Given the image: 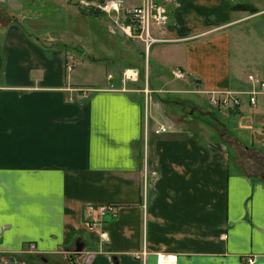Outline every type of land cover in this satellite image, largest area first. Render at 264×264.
<instances>
[{
	"label": "crops",
	"instance_id": "obj_1",
	"mask_svg": "<svg viewBox=\"0 0 264 264\" xmlns=\"http://www.w3.org/2000/svg\"><path fill=\"white\" fill-rule=\"evenodd\" d=\"M80 1L0 0V264H28L20 256L31 244L62 264H75L78 244L77 264H144L134 256L144 248L146 264L162 254L176 264H264V0H157L170 20L155 35L173 41L153 46L149 116L164 118L166 93L184 94L175 104L197 106L210 133L221 122L219 138L190 124L145 135L143 88L73 80L81 57L70 74L75 52L46 43L59 30L45 10L86 13ZM113 63L106 79L118 85L126 63ZM211 91L239 93L241 104L216 116L204 106ZM102 203L118 210L89 208Z\"/></svg>",
	"mask_w": 264,
	"mask_h": 264
},
{
	"label": "rangeland",
	"instance_id": "obj_2",
	"mask_svg": "<svg viewBox=\"0 0 264 264\" xmlns=\"http://www.w3.org/2000/svg\"><path fill=\"white\" fill-rule=\"evenodd\" d=\"M104 1L105 0H102V2ZM126 1L128 2V0ZM129 1H133V0H129ZM139 1L141 2V0H135L132 3L136 4V2ZM150 1H152V5H154L153 2L159 3V1L157 2V0H150ZM128 3L130 4V2ZM142 3L143 1L139 4ZM165 7H167L168 9L169 8L168 4L165 3ZM45 14H47L50 19L49 25L53 29L56 27L59 30L56 32L49 33L47 36L52 37V41L49 42L45 40L46 43L48 44L54 42V43H58L59 45L62 44L61 46L66 45L70 50L75 52V53H70L69 56L67 57L69 61H66V68L68 70L72 68L70 74H72V72H74L76 69L75 66L74 67L72 66V59H74L75 57L76 59H79L78 57H81L78 63L79 68L76 71L73 80H76L79 83L90 82L95 85H101L104 84L105 82H110L109 85L112 88V90H117L116 88L120 87L122 83L123 84L127 83V87L130 86L136 89L143 88L144 90L143 92H145L144 93L145 135L149 131L154 132L155 134L157 133L159 134L163 132L170 133L173 131L177 133V129L179 125L183 124L184 125L183 129H185L188 128V125L190 124L193 128L194 126H198L197 127L198 130L208 132L206 138H210L211 135L212 138L213 137L217 138L219 136V131L222 130L221 122H219L217 125L218 129L220 130L218 131L217 129V132L210 133L209 129L206 128L205 126L206 124L204 123L205 120H208L210 117L200 113L197 106L191 107V105L189 104L188 107L182 108L181 106L187 104L186 102L185 103L181 102L180 105L175 104L176 102L179 103L181 101V99H179L176 100L175 102L176 99L175 97H183L185 96L184 94L166 93L165 95H163V97L164 96L165 97L160 101V105L163 107L161 109V113L163 114L164 118L161 117L160 115H157L158 117L153 118V120H151L149 116V110L153 106L154 99H156L155 97L152 96L153 91L148 86V79H149L148 73L150 70V66L152 65L151 57H152L153 46L156 43L173 41V39L167 37H158L157 35H155L158 34L159 30H162L164 27H166L164 24H161L156 20L151 19L148 30L143 27L139 31L137 27H134L131 30L133 31V36H130L127 34L128 31L125 30L126 28V24L124 23L125 19L123 18V21L118 19V17H121L123 15L122 12L115 13V16L112 17V14H107V13L99 14V15L94 13L89 14L87 12L83 14L82 13L78 14V12L69 13L65 9V7L63 8L62 6L59 7L53 6V8L48 7L45 10ZM53 20L56 21L53 22ZM25 24L27 27H29L28 21H25ZM120 26L124 28L125 32L120 28ZM149 38H150V44H149V48L147 49V45L144 40H148ZM60 40L62 42H60ZM112 60L124 64L126 63V67L123 65L124 69H123L122 77L118 78L119 79L118 85H113V81H116L115 77L108 75L109 78L107 77L108 79H106V69L109 67L110 64L111 66L115 64V63L112 64ZM128 68L134 69L133 78H131L130 76L129 77L125 76L124 73L126 70H128ZM174 71L173 74L175 75ZM184 76L185 77L183 78H179L176 77L175 75V77L180 80H184L187 78L185 73ZM259 86L260 87L258 91L260 90V92L264 93V81H262L261 84L259 82ZM216 94L217 92L215 91L214 95ZM210 96L211 95L208 93L207 102L205 103L204 106H210V105L213 106L210 103ZM190 97L192 100H195V98L201 96L193 95ZM256 97L257 94L255 96V99ZM168 98H173V99L169 100ZM229 98L230 95L228 96L227 99ZM215 99L216 100L213 108L215 109L216 116H220L221 113L225 115V111H227L226 109L227 107L224 104L220 103L216 97ZM200 101L205 102V99L201 97ZM169 103H173L175 104V106H171V105L168 106ZM255 104H256V100L254 105ZM171 107H175V110L171 111L170 110ZM188 118L190 121H188ZM151 121H153V124H151ZM226 121L224 120V122ZM149 122L150 124L148 125ZM151 126H155V128H152ZM156 126H159L157 130H156L157 128ZM162 126H165V130H163V128L161 129ZM221 136L223 138L222 139L223 142L225 143H229V144H231V142H233L232 144L236 143V141L233 140L230 136H227V133H221ZM103 204H107V203H102L100 205ZM92 210H96V209H92ZM117 210L118 208H116V211ZM36 250H37V246L35 244H31L29 245V247H26L23 255L20 256V258L22 259L21 262L23 263L27 262L28 264H62L63 263L62 259L58 256L59 254L53 255L47 258V261H44L45 259H43V257L44 256L47 257V256L43 254H36L35 253ZM67 260L68 258L66 257L65 261Z\"/></svg>",
	"mask_w": 264,
	"mask_h": 264
},
{
	"label": "built area",
	"instance_id": "obj_3",
	"mask_svg": "<svg viewBox=\"0 0 264 264\" xmlns=\"http://www.w3.org/2000/svg\"><path fill=\"white\" fill-rule=\"evenodd\" d=\"M2 1V0H1ZM158 2V1H157ZM154 5H152V1L150 0H143V3L140 5H127L123 0H105L104 2H93L90 0H81L80 5L85 8V9H92V8H98L108 14H114L113 17L115 16V13H121L122 16L118 17L119 20L123 21V18L125 19L124 23L126 24L125 30L128 31V35L133 36V31L132 28L137 27V29L140 31L143 27L146 28L147 30L149 29L150 26V21L151 19L156 20L157 22L166 25L167 22L170 19V12L167 7H165V3L163 2H153ZM90 8V9H89ZM115 21V20H114ZM120 28L125 32L124 28L120 26ZM137 34V32H136ZM135 34V35H136ZM138 36V35H137ZM147 45V49L149 48L150 44V38L148 40H144ZM130 68V67H129ZM125 71V76H130L133 78V70L134 69H129ZM72 69V68H71ZM176 77L183 78L184 73L181 69H176L174 71ZM138 77V76H137ZM262 81H260L261 84ZM262 86V85H261ZM71 92L76 96L77 98L81 96H85L87 94L81 93L79 90L76 89H71ZM230 95V98L228 96ZM215 97L217 100L224 104L227 105L228 103H236L237 102V97L235 94L232 92H223V93H218L216 95H212L210 97V102L212 104H215ZM72 99V97H71ZM253 97H251V100L253 101ZM165 130V126H162L161 129ZM90 209H96L99 211L101 215H104L106 213L112 214L115 213L116 211V205L112 203H107L103 205H99L98 207H89ZM148 252L144 248L142 251H137L134 253V256L136 258H139L142 260L144 264H146V258H147ZM246 261L248 263H253L254 258L253 257H248L246 258ZM158 264H176V256L172 254H162L158 257Z\"/></svg>",
	"mask_w": 264,
	"mask_h": 264
},
{
	"label": "bare ground",
	"instance_id": "obj_4",
	"mask_svg": "<svg viewBox=\"0 0 264 264\" xmlns=\"http://www.w3.org/2000/svg\"><path fill=\"white\" fill-rule=\"evenodd\" d=\"M106 13V12H105ZM108 14V13H107ZM113 15L114 14H112V17H113ZM249 79L251 80V81H253V82H255V81H259L258 80V76L257 75H254V74H249ZM214 92L215 91H211L210 92V95L212 96V95H214ZM217 92V94L218 93H220V91H216ZM233 94H235L236 95V97H237V102L236 103H228L227 105H240L241 104V101H242V98H241V94H239V93H235V92H232ZM256 91L253 89V90H251V91H249L248 93H247V95H248V98H249V100H250V102L252 103V104H254L255 103V96H256ZM210 96V97H211ZM251 97H253L254 99H253V101L251 100ZM211 103V102H210ZM212 104V103H211ZM212 105H214V104H212Z\"/></svg>",
	"mask_w": 264,
	"mask_h": 264
},
{
	"label": "trees",
	"instance_id": "obj_5",
	"mask_svg": "<svg viewBox=\"0 0 264 264\" xmlns=\"http://www.w3.org/2000/svg\"><path fill=\"white\" fill-rule=\"evenodd\" d=\"M236 7H241V8H247L248 6L247 5H245V4H237L236 5ZM248 8H250V10L252 9V7H248ZM87 13H89V14H106L104 11H102V10H100V9H98V8H92V10H89V11H86Z\"/></svg>",
	"mask_w": 264,
	"mask_h": 264
},
{
	"label": "water",
	"instance_id": "obj_6",
	"mask_svg": "<svg viewBox=\"0 0 264 264\" xmlns=\"http://www.w3.org/2000/svg\"><path fill=\"white\" fill-rule=\"evenodd\" d=\"M81 250H82V246L78 244L77 248L74 251H71L69 253L70 260L72 262H74L75 264H77L76 261H75V258H76L77 255L80 254Z\"/></svg>",
	"mask_w": 264,
	"mask_h": 264
}]
</instances>
